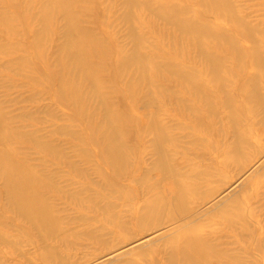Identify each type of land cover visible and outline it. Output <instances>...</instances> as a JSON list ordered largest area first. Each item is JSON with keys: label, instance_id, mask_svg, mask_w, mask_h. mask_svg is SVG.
Instances as JSON below:
<instances>
[{"label": "bare ground", "instance_id": "1", "mask_svg": "<svg viewBox=\"0 0 264 264\" xmlns=\"http://www.w3.org/2000/svg\"><path fill=\"white\" fill-rule=\"evenodd\" d=\"M8 1L6 0L7 3ZM19 1H21L22 3L21 6L23 7L24 15L27 16L25 23L27 21V18L29 17V14L33 15L31 19L30 17L28 18L30 20L29 22L30 28L33 29V33H32V30L29 28L30 32L32 33L29 36V40L31 41L26 42L28 44L30 43L32 48L36 49V45L45 44L49 41L50 27L55 23L54 19L56 18L57 14L61 15V21H62V36H61L62 40L60 44L61 49L60 52L58 50V55H57L58 61L56 59L54 62V65L56 66L55 68L58 69L56 70L55 76L59 81L58 86L55 89L56 98L58 102L63 103L65 105L66 107L65 109L68 108V110L70 109L73 112L72 114L75 115L76 121L79 122L78 125L80 124L83 130L87 128L88 131L85 132L86 133L90 132L91 135L90 138L92 139V143L101 142L98 145V146L101 145V148L99 147L100 148L99 157L102 160V162L105 164L106 168H109L114 172V174L116 175L114 176L115 179L121 177V173L125 165L124 162L126 159L125 158L126 148H124L125 149L124 151L123 148L121 147L124 146L123 143L120 145L121 142H124L123 137H121V135L125 133L124 132L125 128L123 132L121 131L122 129L121 130L119 129L123 127L122 125L123 121L125 122L128 121L129 119L125 120L127 118L125 117L124 120L122 119L123 120L122 121L121 118H123L126 115L123 116L122 113L123 117H121L119 115L120 112L118 113L116 107H114V105L110 102L111 95L113 97L114 92L117 93L118 90L122 89V91L126 92L125 94L123 92L124 95L129 94L131 97H133L140 91L139 89L142 86L152 88L153 83L156 81L158 82V80L159 82L164 79L172 80L174 83H176L179 86V92L177 91V93L179 94L189 93L192 96L189 99L187 97L184 99V98L176 97L177 95H175L174 98V94L171 93L172 94L171 96H173L174 99L172 97L171 98L173 99V101L176 99L175 102H177V105L175 104L176 107L174 109H176L178 113L175 117H180L178 119H181V121L184 118H188V117L191 120V123L188 126L185 125L182 126L181 124L175 126V129L185 131L186 134L184 135L180 134V136L182 135L181 137L190 139L191 144L190 143L189 144L191 146L192 144H196L192 142L195 139L192 137L195 133L199 134L200 132L201 134L202 132L204 133L210 132L214 129V126L217 125L220 127V124L226 122L224 128L221 125L222 130L219 131L221 132L220 134L222 135L220 134L219 135L223 136L224 135L223 133L227 132L230 135V139H231L230 142L227 143L223 142V144H221L220 142L221 145L217 142L215 145L212 146H211L212 143H209L208 144L209 148L210 146L215 148V150L209 152L205 156L207 157V160L210 163L206 166V168L203 171H200L199 169L197 170L193 169L188 172L189 175L188 177H184L180 173L176 172V170L174 171L170 166L167 165L169 163V158L171 157L169 156V158H167L166 151L165 150L161 151V149L159 151L158 149L159 145L170 146L173 144V142H179L177 141L176 138H174V135L172 134L173 131L171 132V127H170L171 125L167 126V124L164 123L165 121L162 122L158 118L156 113L154 114L152 112H144L142 114H138V117H136L138 118V120L129 127L133 129V131L135 130V132H138L135 129L136 128L135 125L139 124L138 128H140V133L151 136L152 140H150V142L152 141L154 143L153 149L154 148L157 149L155 150V153L153 152L154 155L156 154L157 159L156 161L154 160L155 163L153 162L152 165L154 166L153 168L154 171L157 170L158 173L160 172L161 174L160 177H162V180L159 183L160 186H158L157 184L154 185V182L153 184H150L151 180L150 181L148 180L149 174L147 176L146 173H148V171L146 170L143 176L139 175L136 179L129 178L128 185L132 191V189L134 188L130 186L131 182L140 184L142 189L141 192L143 191L145 193V196H147L143 204L139 206V211L143 213L142 216L140 215L141 218L139 219V221L145 222V224L148 225L149 223H151L153 219L157 218L156 216H158L160 212L161 215L167 219V221L164 223L162 228L155 230V232H152L153 231L152 230L150 233L151 235L146 236L140 239L139 241H136L133 244L128 245L123 249L115 252L116 255L126 256V254L129 253L131 254V252L139 250L136 251L137 254L135 253L138 259L140 261H150V264H219L222 261H225L227 258L226 254L219 253L216 246L207 245L206 239L210 240L212 237V233H208V235L205 233L201 234V229H200L201 224L199 220L200 216L197 213L200 212L199 207L201 204H203L206 206L205 213L208 214L205 216L210 219L208 225L211 223V225L220 226L221 230L219 231V235H221V237L230 234L232 237L236 239L237 242L238 241L240 242L239 243L240 247L237 250V252L244 253V255H246L245 245L243 244V242L244 240L247 241L249 245L248 246L249 255L244 256L240 254L239 256H241L242 259L247 258L250 264H264V227H261L259 225L258 217L255 216V214L258 212L257 208L264 206V195H261L260 197L259 194V190L261 188H264V81H263L264 57L259 53V51H256L257 49L255 48L257 46H260L261 44L260 42H258L257 38L254 37L256 33V32L254 33L255 28L253 29L251 27V29L253 30L245 29L246 27L244 28L243 36L246 35L249 38L247 42H243L242 44L240 43L241 48L239 47L237 49L236 47L238 45L235 47V45L233 44L235 40L234 41L231 40L226 33L222 34L225 32L224 30L220 29L222 30V32L221 31L216 32V31H212L213 29L209 30L207 25L206 26H202L201 24L199 25L196 22L197 20L193 19L194 20L193 21L192 20L193 17L189 16L190 17L189 18L186 15L187 11L191 12V10L189 11L190 8L188 9L186 6L182 8L179 5L178 6L172 5L173 2H175V0H170V2L168 3L166 2V0H164L166 4L163 3L164 1L160 0L159 2L160 5L162 2V5L165 4L164 6L162 5L155 6L153 3H149V2L144 3V1L147 0H144L143 2L141 0H123L124 7L126 6L130 9L134 8V10L135 9L136 11L138 10L139 12L138 13L136 12L137 15L140 14L143 15L144 14L143 12L145 10L148 11L152 17L158 19L159 21L169 26L172 29V31L176 34L175 36L177 37V40H175V42L169 41L167 43L169 44V52L167 50V53H169L170 56L169 57L166 56V57L175 60L177 57H180L182 52L184 53L185 51H193L195 53L197 58H199L198 60L200 62V63L198 62L199 63L198 68L199 69L202 68L200 69L201 75L199 72V76L201 79H197L198 77L194 76L191 78L192 75L190 76L188 72L182 71L183 68L177 71L178 68L174 70V68L177 67L174 65H165V64L158 65L156 64L157 61L156 62L154 61L155 63H152L147 58L141 56L144 51L141 52V55H139L140 51L138 50L139 52H137V49L140 46L143 47V42H144L142 39L143 35L142 37H140V35H138L134 31V28H131L130 23H129L130 28H128L129 33L126 32L129 35L128 43L130 48L129 50H127L129 52L117 48L113 53L114 58L110 66H106L105 57L102 61L101 58L106 52L107 45L105 46L104 45L105 42L102 43V41L96 37L97 35L94 34L95 31L92 30L93 32H91L88 31V29L86 28L85 29L82 28L78 15V9L76 7L77 0H19ZM152 1L156 3L158 2L157 0H152ZM201 2H202L201 5L202 8L204 9L211 8V11L214 10L215 16L217 13L219 14L220 18L223 17V14L225 12L222 13L221 9L224 10L225 9L224 6H227L224 4L225 3L224 0H202V1L200 0V3ZM170 3L171 5H167ZM18 4H20V2ZM13 11H10V13L12 12L13 15L0 12V26L3 27L5 31H7L9 34H13L16 31L17 20L19 21L17 14H16L17 19L13 17L15 16L14 15L15 12ZM207 11L209 12L210 10ZM226 13L228 15L229 12ZM226 13L224 15H226ZM211 14H213V12ZM231 14L232 12L230 11L229 15ZM125 16L127 17L126 21L129 22L130 21L129 15L127 16L125 14ZM232 17H230L231 18L230 20L226 16L228 21L229 20L234 21V18H236V16L233 14ZM240 21L241 20L238 21V25H240L239 27H241V24H239ZM122 22L123 21L121 20V23ZM235 22L236 19L234 23ZM104 23L106 22H103V24ZM240 23H242V21ZM235 25L236 27L238 26L237 22L235 23ZM107 26L109 27V25ZM107 26H105V28ZM243 26H245V24ZM230 28H232V26H230ZM138 29L141 28L138 27ZM140 31L142 33V30ZM234 32L237 31L234 30ZM258 33L259 32H257L256 35L260 36L259 34L262 32H260L259 34ZM152 41L153 40H151V43ZM15 42L13 43V45L16 44ZM25 46L24 49H27L25 48ZM152 46H154L153 51H156L157 48L155 47V44ZM27 47L28 50L31 49L29 45ZM159 47L160 46H158V48ZM16 48L17 47H15V49ZM143 48L144 50H146L147 47L145 48L144 46ZM218 50L227 52L229 57L226 59L227 61L228 59L230 60V62L232 63L231 65L233 67L232 66L228 67L225 65L224 61L226 59L225 58L223 59L217 55ZM25 52L26 51H23V53ZM157 52H159V50H157ZM179 52L181 54H178ZM165 53L166 52L164 51L163 54ZM176 54H178V56L177 57L174 56L175 57L174 58L173 55ZM24 57L27 58L25 54ZM155 57L153 59H156ZM8 60H11V58ZM171 61L172 60H170L169 62ZM196 62L197 60L194 61L193 63ZM230 62H228V65H230L229 64ZM197 64H195V66H197ZM200 64L202 65V67L200 66ZM15 69L16 68H13V70ZM109 69L110 72L112 71L113 76L116 78V81L114 82L111 80L106 82L105 79H103L106 78V75L107 76L109 75L108 74ZM199 69L198 71H200ZM183 70L186 69L184 68ZM232 70H235L238 74L237 77L241 78V80L244 81V84L238 86L236 90H234L235 88H232V86L228 84V82L231 83L230 74L233 72ZM22 72H24L23 69ZM34 74L35 72L33 73V75ZM24 75L25 74H23V76ZM33 75L31 74L29 76L31 77ZM19 76L21 77L22 75H20L19 73ZM46 76L44 75L42 78ZM49 79L44 80V82L46 81L45 84L48 83ZM30 83L32 84V82ZM37 84L35 83L33 85H37ZM39 84H41V82H39ZM159 84L162 83H158V85ZM120 86H122L123 88H121ZM155 87H157V85ZM46 88L47 87H45V89ZM161 89L163 88H160V90ZM262 89L263 92L261 91ZM160 90H157L156 88V92L158 91L157 94L159 93L161 94V92L162 93L164 92ZM146 91H148V89ZM156 92L154 93L156 94ZM167 92L169 93V91ZM235 92L238 94L237 95L238 100H235L234 98ZM182 94L181 97H184ZM168 95H170V93ZM214 95L218 98L219 101L218 104L215 103V105L212 103V99ZM121 98H123V96H121ZM165 100L167 102V98ZM159 102H161V100ZM126 106L127 105H125V108ZM60 108L63 109L62 107ZM133 108L134 107H132L131 109ZM65 117L67 118V116ZM71 117L72 115L70 114V118ZM172 120H175V118ZM71 121L74 122L75 120H71ZM69 123L72 124L70 121ZM11 124L12 121L7 117H5L3 115V112L0 111V177L2 180V189L1 188L0 189L2 191L1 199L4 203L2 208L3 210H1L0 213L3 212V215H8V214L15 215L17 217L18 223H20V221L26 222L29 225L30 230L33 232V236H31V232L29 230L21 229L22 230L21 234L23 235L21 237H23L24 240L16 241L15 239H11L4 235H0V245H4V244L5 246L11 245L16 250V252H18V254L23 253L21 252V249L24 246L32 245L38 251L42 252L44 264H67V257H66L67 254L65 253V251H62L54 247L52 249L48 244V242L61 241L62 240L61 238H63V236L65 237L66 234L61 231V227L55 218L56 214L54 209L50 207L48 202H46L47 201L45 197L46 195L44 196L45 192L43 193L41 191L40 183H42L43 174H40L42 175L41 176L42 178L39 177V175L37 174L38 172L35 173L37 175L32 174V172L28 170L29 169L28 166L23 164L22 163L23 161L19 160V158L17 157L18 155L16 154L18 152L16 151L17 153H15L14 149L11 150L9 148L10 142H15L18 140L36 142L38 144L39 142H43L41 140L42 136L41 137L39 136L40 133L38 132L39 129L38 131L35 130L36 132L30 131L31 133L22 135V133L24 132L20 134L19 133L20 130L17 131L16 129L18 128L11 127ZM74 124H75L74 126L77 125L76 122ZM126 125H124V127ZM64 126L62 125L63 128ZM66 127L65 128L67 131L68 126L66 125ZM37 128L39 127H36V129ZM73 130L74 129L72 128V131L70 132L72 136L71 135L69 136H71L72 139L76 138L74 139L76 140V142L77 140L80 142L82 138L83 139L85 138V137L82 138L78 137L79 135L77 131L74 132ZM97 144L95 143L96 146ZM204 144L206 145L205 142ZM196 145L199 146V142ZM198 146L195 147L193 145L195 149L198 148ZM48 152H50L51 155L53 153L52 151H47V153ZM94 152L96 153V151ZM88 154L91 155L90 153H87V155ZM248 155H251V157L253 158L251 161H254L251 166L252 167V169L250 170L251 172H249L246 176H243L242 178L240 177V179L238 178L237 180L231 178V180H234L236 182H234V184L230 186L229 189L224 190L225 181L223 182V180L227 176L228 172L229 171L231 172L232 167H235L237 169V173L241 175L242 171H244L245 168L243 167V164H245ZM98 167L96 168V170L98 169ZM150 167L152 168V166ZM150 169L148 170L149 173L151 174L153 172V169L152 172H150L151 171ZM100 179H102L101 176ZM199 181H203L202 185H200L201 183ZM148 182L150 185H147ZM104 183L107 184L108 186V184L111 183V181L104 179ZM105 184L103 187H105ZM110 187L111 186H109V188ZM103 201L94 198L93 201H84V203H87L90 206L92 205L93 208L96 209V212L98 213L110 212V210L113 207V204H109V202H103ZM252 205H257V207L253 208ZM106 215L109 220L112 219L114 220L118 218V215H116L115 217H113V215L110 213H107ZM160 218L161 216L158 219L160 220ZM2 225L3 223L2 224L0 223V227ZM235 230L236 231L238 230V234L234 235L233 231ZM34 232L36 234V238ZM147 232L149 233V231ZM153 242H157V245L156 244L152 245ZM158 256L160 257V260L156 262L157 260L154 259H156ZM0 264H6V262L1 257V254H0Z\"/></svg>", "mask_w": 264, "mask_h": 264}, {"label": "rangeland", "instance_id": "2", "mask_svg": "<svg viewBox=\"0 0 264 264\" xmlns=\"http://www.w3.org/2000/svg\"><path fill=\"white\" fill-rule=\"evenodd\" d=\"M18 1L19 0H15V1L10 0L7 3L6 0H0V8L2 7L5 8V9L4 8L0 9V12L13 15V13L12 12L10 13V11H13L16 8L13 12H15L14 14L15 16L17 14L18 19H19V21L17 20V24H16V31L13 34H9L7 31H5L3 27L0 26L1 27L0 28V111L3 112V115L5 117H7L8 119L12 121L11 127L18 128L16 129L17 131L20 130L19 131L20 134L24 132L22 133V135H25L33 131L36 132L39 129L38 131L40 132L39 136L40 137L42 136L41 140L43 142H39L38 144L36 142L18 140L15 142H10L9 148L11 150L14 149L15 153L18 152L16 154L18 155L17 157L19 158V160L23 161V162L21 161L23 164L28 166L29 168L28 170L32 172V174L34 175L38 174L40 178L43 177L42 183H40L41 191L43 193L45 192L44 196L46 195L45 196L47 200L46 202H48L50 207L54 209L55 214H56L55 218L61 227V231L66 234L65 237L63 236V238H61L62 239L61 241L48 242L49 246L52 249L54 247L62 251H65V253L67 254L66 255L67 264H146V263L150 264V261H140L138 259L135 253L136 251H139V250L131 252V254L130 253L126 254V256L125 255L117 256L115 253L123 249L124 247L131 245L134 242L139 241L140 239L146 236L151 235L150 233L152 230H153L152 232H155V230L162 228L164 223L167 221V219L161 215V212L158 214V216H156L157 217L155 218L156 220L153 219L151 223H149L148 225H146L145 222L139 221V219L143 215V213L139 211V206L143 204L147 196H145V193L143 191L141 192L142 190L141 185L135 182L130 183V186L134 188L131 191L128 185L129 178L136 179L139 175L143 176V174H145L144 172H146L147 170L148 173L146 174L147 176L149 174L148 180L149 181L151 180L150 184H153L154 182V185L157 184L158 186H160L159 183L161 182L162 177H160L161 176L160 172L158 173L157 170L154 171L153 169L154 166L152 165V163L153 162L155 163L157 159L156 154L154 155L155 150L157 149L156 148L153 149L154 143L152 141L150 142V140H152L151 136L141 134L140 128H138L139 124L135 125L136 127L135 129L138 132H135V130L133 131V129H131L129 126L133 125L138 120V118H136L138 117V114H142L144 112H152L154 114L156 113V115L162 122L165 121L164 123L167 124V126L171 125L170 126L171 132L173 131L172 134L174 135V138H176L177 141L179 142H173V144L170 146L159 145L158 149L159 151L160 149L161 151L165 150L167 154V158H169V156L171 157L169 158V163L167 164L168 166H170L174 171L176 170V172L180 173L184 177H188L189 176L188 172L190 170L199 169L200 171H203L206 168V166L210 163L207 160V157L205 156L209 152H212L213 150H215V148L211 147L212 145H215L217 142L219 144L220 142L221 144H223V142H226V143L230 142L231 140L230 135L227 132L225 133L222 132L224 135L220 136L222 135L220 134L221 133L220 131L222 130L221 125L224 128L226 125V122L220 124V127L217 125H216L217 127L214 126V129L210 132H205V133L202 132L201 134L200 132L199 134L195 133L192 136L195 139L191 141L196 144H198L199 142V146L196 144H192L191 146L190 139L181 137L182 135L186 134L185 131L175 129V126H177L178 124H181L182 126L183 125L188 126L191 123V120L188 117V118H184L181 121V119H178L180 117H175L178 113L176 109H174L177 105V102H175L176 99L174 101L173 99L175 98V95H177L176 97L184 98V99L186 97L189 99L192 96L189 93H183V94L177 93V91L179 92V86L176 83H174L172 80L164 79L160 82L158 80V82L156 81L157 83L156 82L153 83L152 88L142 86L139 89L140 91L136 94L137 96L136 95L133 96L134 98L131 97L129 94L124 95L126 92L122 91V89L118 90L117 93L114 92L113 97L111 95L112 99L110 98V102L114 105V107H116V110L118 111V113L120 112L119 115L121 117L126 115L123 118H121V120L122 119L124 120L125 117H127L125 120L129 119L128 121H125V122L122 120L123 124L121 121V124L123 125V127H121L122 126L121 124H120L121 126L119 125L121 127V128L119 127L120 128L119 130L122 129L121 130L122 132L125 128L124 132L126 133V135L125 133L123 134L120 131L123 134L121 135V137H123V140H124V142H121L120 145L123 143L124 146H121V147L123 148L124 151H125L124 148H126V152H125L126 159L124 162L125 165L123 167L121 177L118 179H115L114 176L116 175L114 174V172L111 169L106 168L105 164L102 162V160L99 157L101 145L100 146L98 145L101 142L92 143V139L90 138L91 137L90 132H87V133L85 132V131H88L87 128L83 130L82 126L80 124H79L80 126L78 125L79 122L76 121L75 115L72 114L73 112L70 109L68 110V108L65 109L66 108L65 105L63 103L58 102L56 98L55 89L58 86L59 81L55 76L56 70L58 69L55 68L56 66L54 65V62L57 59L58 50L60 52V49H61L60 48V44L62 40L61 38L62 36L61 15L57 14L56 18L54 19L55 23L51 25L50 27L49 41L45 44L36 45V49H35L31 47L30 43L29 44L26 43V42L31 41L29 40V36L33 33V29L30 28V24H29L30 20L28 18L30 17L31 19L33 15L29 14V17L27 18V21L25 23L27 16L24 15V10H23V7L21 6L22 5L21 1H19L20 4H18L19 3ZM141 1L143 2L144 0H141ZM157 1L158 2L156 3L152 0H147V1H144V3L149 2V3H153L155 6H161L162 2L160 5L159 3L160 0H157ZM166 2L168 3L170 2V0L169 1L166 0ZM224 2H225L224 4L227 6H224L225 9L224 8H223L224 10L221 9V12L230 13L231 11L232 14L229 15L228 13L227 15L226 13V15H224L225 14L224 13L223 17L221 16L222 18H220L219 14L217 13L215 16V12L214 10L211 11V8L210 9L202 8L201 7L202 2L200 3V0H175V2H173L172 5L173 6L179 5L182 8L185 6L188 9L190 8L189 11L191 10V12L187 11L186 15L188 17L189 16L193 17L192 20L193 19L197 20L196 22L199 25L200 24L202 26L207 25L209 30L213 29L212 31H216V32L218 31L222 32V30H224L225 32L223 31L224 33L222 34L226 33L231 40L233 41L235 40L233 44L235 45V47L238 45L236 47L237 49L239 47L241 48V44L243 42H247L249 38L246 35L243 36L244 28L246 27L245 29H250V30H253L255 28L254 33L262 32L260 34L258 33L260 36L256 35V33H255L256 36L254 35V37L257 38L258 42L261 43L260 46H257L255 48L257 49L256 51H259V53L264 57V0H226V1L224 0ZM163 3H165V1ZM226 3H229V4H226ZM167 5H171V3ZM17 7L19 8V11ZM76 7L78 9V15H79L82 28L84 29L86 28L88 29V31H91V32L95 31L96 33L94 32V34L97 35L96 37L100 39L102 43L105 42L104 43L105 46L107 45L106 52L101 58V61H102L105 57L106 66H110L114 58L113 53L117 48H120L126 51L129 50L130 48L129 43H128L129 35L127 33H129L128 28H130V24H131V28H134V31L138 35H140V37H142V35L143 37L145 36L144 38L142 37L144 41L143 47L145 46V48L146 47L147 48L146 50H144V48L140 46L139 47L140 49L139 48L137 49V52L140 51L139 55H141V52L144 51L141 56L147 58L152 63H155L157 61L156 64L158 65H163V64L174 65V66H177L176 68H174L173 66L174 70L178 68L177 71L181 70L182 68L183 69L185 68L186 70L182 69V71L188 72L190 76L192 75L191 78L196 76L198 77L197 79H201L199 76V72L201 75L200 69L202 68L200 69L198 68L199 63H200L198 60L199 58H197V56L195 55L193 51H185L184 53L182 52L183 55L179 52L178 54H181L180 57L182 59L180 57H177L178 54L173 55V57L174 56L177 57L178 60L180 59L179 61L177 60V58L175 60L168 58L170 55L169 53H167V50L169 52V44L167 43L169 41L175 42V40H177V37L175 36L176 34L172 31V29L169 26L159 21L158 19H155L154 17H152L148 11L146 10L144 12L142 11L144 13L143 15L141 14L137 15L139 11L138 10L136 11V9L134 10V8L130 9L126 6L124 7L123 0H77ZM226 8L228 11L226 10ZM21 10H22V13H21ZM205 10L206 11L210 10L209 11L210 13L208 11L206 12ZM212 12L214 15L211 14ZM125 14L127 16L129 15V20H130L129 22L126 21L127 17L125 16ZM233 14L236 16V18H234V21L236 19L237 25H238L239 20L242 21V23H240L241 21L239 22V24H241V27H239L240 25L236 27L235 25L236 22L234 23L233 20H232L233 22L230 21L231 20L230 17H232ZM15 16L13 17L17 19V16L16 17ZM226 16L228 19H230L229 20L230 22L227 20ZM19 17H21L22 19L24 18L23 21ZM20 20L22 21V23ZM121 20L123 21L122 23H121ZM103 22H106V23L103 24ZM243 22L245 26H243L244 25ZM107 25H109V27ZM137 25L141 29H138ZM209 25H212V26H209ZM105 26L107 27L105 28ZM230 26H232V28H230ZM247 26L250 28H248ZM251 27L253 29H251ZM29 28L32 30V33L30 32ZM22 30L26 34H24ZM140 30H142V33ZM234 30L237 32H234ZM27 32L28 33L30 32V33L28 34ZM151 40H153L152 43H151ZM13 41L14 42L16 41L15 45H13L14 43ZM148 42H150L152 45L155 44V47L157 48L156 51H153L154 46H152ZM27 44L29 45L31 49L28 50ZM113 44H116V45H113ZM24 46L27 49H24ZM158 46L160 47L158 48ZM15 47L17 48L15 49ZM157 50L161 52L159 53L157 52ZM162 50H164L167 54L166 53L163 54L164 51ZM23 51H26V52L23 53ZM24 54L25 56H27V58L24 57ZM217 55L223 59L224 58L226 59L229 57L226 51L218 50ZM153 56L154 57L156 56L155 57L156 59H153L154 58ZM10 58L11 60L12 59L13 60L12 61L8 60ZM184 58H185V61H184ZM169 59L172 60L173 62L172 61H171L172 63L169 62L170 61ZM193 60L194 61L197 60V62L193 63L194 62ZM162 62H165V63H162ZM224 62H225V65L228 67L232 66L231 65L232 63L230 62L229 59L228 61L226 59ZM228 62H230L229 63L230 65H228ZM195 64H197V66H195ZM200 66L202 67L201 64ZM13 68H16V69L13 70ZM22 69L24 72H22ZM198 69L200 71H198ZM232 71L233 72L230 74L231 83L228 82V84L231 85L232 88H235L234 90H236L238 86H241L244 84V81L241 80V78L237 77L238 74L235 70H232ZM34 72H35L34 75L36 76L33 75ZM19 73L20 75H22L21 77L19 76ZM23 74L25 75L23 76ZM31 74L33 75L31 77L33 78L36 77V78L34 79L31 78L29 76ZM108 74L109 75L108 76L106 75V78H103L105 79L106 82H108L109 80L113 82L116 81V78L113 76L112 71L110 72V69L108 71ZM232 74L233 75L235 74V75L233 76ZM44 75L45 76L47 75L48 77L46 76L42 78ZM39 77L41 80L39 79ZM45 78L46 79L50 78L48 80V83L49 84L51 83L50 85L48 83L45 84L46 83V81L44 82V80H46ZM54 79H55V82H54ZM30 82H32V84ZM34 82L38 84L33 85L35 84ZM39 82H41V84H39ZM158 83H162V84L158 85ZM29 84L33 86H30ZM156 85L157 87H155ZM45 87L47 88L45 89ZM120 87L123 88L122 86ZM154 87H155V90H154ZM156 88L157 90H160V88H163L160 91H164L166 93L165 94L164 92L163 93L161 92V94L164 95L165 97L162 96L160 93L157 94L158 91L156 92ZM147 89L149 92L146 91ZM167 91H169L170 95H168L169 93ZM261 91L263 92V89ZM154 92H156L157 95ZM171 93L174 94V98L173 96H171L172 95ZM181 94L184 97H181ZM120 95L123 96V98H121ZM237 95L238 94L235 92L234 94L235 100H238ZM214 96L212 99V103L215 105V103L218 104L219 101H218V98ZM163 97H164V100L167 98V102L166 100L165 101L163 100ZM160 100L161 102H159ZM124 104L127 105L126 108ZM147 104L148 106H151V107H148ZM161 104L163 105V107ZM60 107H62L65 110L61 109ZM130 107L131 108L134 107V108L131 109ZM133 110L135 113L133 112ZM69 113L72 115L71 118H70ZM122 113H123V116H122ZM65 116H67V118ZM178 116H181V115H178ZM174 118L175 120H172ZM71 120H75V121L73 122ZM69 121L72 124H70ZM75 122L77 123L76 126H74ZM58 124L61 127L62 125L63 126L65 125L64 128L67 125L68 130L66 131L67 127L64 129L63 127L61 128ZM71 125H73L74 127ZM124 125H126L127 127L126 126L124 127ZM36 127H39V128L36 129ZM72 128L74 129L73 130L74 132L77 131L79 135L78 137L80 138L85 137V138L84 139L82 138L80 142L78 140L76 142V140H74L76 138L74 137H73L74 139H72L71 137L72 135L70 134V132L72 131ZM80 129L82 130V133ZM78 130L80 133L78 132ZM180 134L182 135L180 136ZM204 142L206 143V145L204 144ZM95 143L96 144L98 143L97 146L95 145ZM209 143H212L210 148L208 146ZM193 145L195 147L198 146V148L195 149ZM199 147H202V148H199ZM87 148L89 149V151ZM46 150L52 151L53 152L52 155L50 154V152L47 153ZM92 150L96 151V153ZM82 152L84 155L82 154ZM87 153H90L91 155L89 154L87 155ZM247 159L245 161V164H243V167L245 168H244V171H242L241 175L237 173V169L235 167H232V171L228 172L227 176L225 177L226 180L225 179L223 180V182L225 181L224 190L229 189L230 186H232L234 182H236L234 180H231V178L237 180L238 178L240 179V177L242 178L243 176H246L249 172H251L250 171L252 169L251 166L254 161H251L253 159L251 155H248ZM96 166L97 167L99 166L97 170H96L97 168ZM150 166H152V168ZM148 169L151 170L150 172H152V169H153L154 173L152 172L150 174ZM36 172L38 173L35 174ZM234 172L237 174H235ZM238 172H239V169H238ZM40 174H43V176ZM100 176L102 179H100ZM46 178L48 181L46 180ZM104 179L110 180L111 183H109L107 186V184L104 183ZM47 182L49 185L47 184ZM199 182L201 183L200 185H202L203 181H199ZM104 184H105V187H103ZM150 184L148 182L147 185H150ZM109 186L111 187L109 188ZM0 188L2 189L1 177H0ZM46 188L49 190H47ZM1 189H0V212L1 210H3L2 208L4 204L1 199L2 198ZM259 194H260V197L261 195H264V188H261L259 190ZM94 198L95 199L97 198V200H102V201L104 200L103 202H109V204H113V207L110 210V212H99L98 213L96 212V209H94L92 205L90 206L89 204L84 203V201H93ZM252 207L256 208L257 205H252ZM205 208L206 206L201 204L199 207L200 212L197 213L200 216L199 220L201 224V227H200L201 234L205 233L208 235V233H212L211 239L210 240L206 239L207 245L216 246L219 253L226 254L227 256L226 260L222 261L219 264H250L247 258L242 259V257L239 256L240 254L244 255V253L237 252V250L240 247L239 241L237 242L236 239L232 237L230 234H227L224 237H221V235H219V231L221 230L220 226L211 225V223L208 225L210 219L205 216V215H208L207 213H205L206 211ZM257 209H258V212L255 214V216L258 217L259 225L261 227H264V206L259 207ZM107 213L112 214L113 217L118 215V218L114 220L113 219L109 220L106 215ZM0 215H1L0 223L1 224L3 223V225L0 227V235H4L8 238L15 239L16 241L18 240L21 241V240H24L23 237H21L23 236L21 234L22 232L21 229H27L31 232V236H33V232L30 230V227L26 222L20 221V223H18L17 217L13 214L3 215V212H2L0 213ZM160 216L161 218L159 220L158 218ZM147 231H149V233ZM233 234L234 235L238 234V230L233 231ZM34 235L36 238L35 232H34ZM155 244L157 245V242L152 243V245H155ZM243 244L245 245V254L249 255V250H248L249 245L247 241L244 240ZM21 252L23 253L18 254V252H16V250L11 245L9 246H5V244L0 245V254L3 260L6 262V264H44L42 252L38 251L34 246L26 245L21 249ZM154 260H157L156 262H158L160 260V257L158 256Z\"/></svg>", "mask_w": 264, "mask_h": 264}]
</instances>
